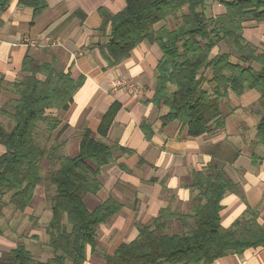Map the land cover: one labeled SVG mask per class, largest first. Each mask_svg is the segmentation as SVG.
<instances>
[{
	"label": "trees",
	"instance_id": "obj_1",
	"mask_svg": "<svg viewBox=\"0 0 264 264\" xmlns=\"http://www.w3.org/2000/svg\"><path fill=\"white\" fill-rule=\"evenodd\" d=\"M12 1L0 0V13ZM47 1L19 0V5L33 9L36 19L47 9ZM222 4L225 12L213 16L208 14L209 0H127L117 14L101 10L102 41L98 46L112 67L145 42L158 45L163 55L152 103L169 109L164 125L178 122L193 138L225 128L221 104L230 93L242 96L256 90L262 108L256 138L264 147V49L244 36L245 23L264 22V0H223ZM169 20L176 22L173 28ZM222 42L231 49L214 54ZM82 83V79L76 82L70 73L59 71L54 63L32 56L25 57L22 75L13 82L0 73V102L12 90V97L0 105V116L13 124L8 130L0 123V146L4 147L0 154V236L7 230L1 223L3 209L25 212L44 182L45 160L51 165L47 182L54 192L47 199L51 212L48 246L53 257L36 262L23 237L3 253L0 264H85L89 252L97 248L99 227L123 209L114 199L94 210L85 203L87 196L102 190L100 172L114 162L115 152L131 153L104 141L120 109L118 104L105 113L97 131L99 139L90 130L82 133L76 158L64 155L65 142L47 148L39 140L43 124L51 136L66 129L47 112L67 111ZM192 188L199 194L191 214L162 210L151 224L138 226L134 241L121 244L113 256L107 255L105 264H213L231 254L264 248V226L257 209L248 207L230 228L222 227L221 202L227 193L236 191V184L219 161L213 160L195 173ZM5 197L9 201L2 204ZM174 221L183 224L182 233H167Z\"/></svg>",
	"mask_w": 264,
	"mask_h": 264
},
{
	"label": "crops",
	"instance_id": "obj_2",
	"mask_svg": "<svg viewBox=\"0 0 264 264\" xmlns=\"http://www.w3.org/2000/svg\"><path fill=\"white\" fill-rule=\"evenodd\" d=\"M222 1L209 0L208 14H223ZM47 2V9L36 19L33 9L21 7L19 0H13L8 10L0 13V73L8 82H13L22 75L25 57L32 56L54 63L59 71L70 73L76 82L83 80L67 111L47 112L60 120L61 128L66 126L60 134L65 142V156L76 158L79 155L84 131L90 130L94 138H100L97 131L101 121L115 104L120 109L104 141L131 151L129 154L115 152L114 162L100 172L102 190L90 199V195L85 198L86 205L89 200V210L108 199L123 205L119 214L99 227L97 248L89 252L85 264H105L107 255L113 256L121 244L134 241L139 234L138 226L151 224L162 210L189 214L199 194L192 188L193 175L205 170L213 160L222 164L227 176L236 184V191L227 193L221 202L222 227L230 228L248 207L257 209L259 222L264 226V147L256 138L262 113L260 94L256 90L242 96L230 93L223 103L230 110L224 115L225 128L198 138L190 137L178 122L164 125L163 118L169 109H159L152 103L157 66L163 55L158 45L145 42L128 59L112 67L98 46L102 41L101 10L117 14L126 7L127 0ZM244 36L248 42L264 49V22L245 23ZM26 37L39 41L50 38L61 45L57 48L20 45ZM230 49L228 43L222 42L214 54L227 53ZM116 80L135 85L139 92L130 94L127 86L112 90ZM42 188H37L34 200L23 215L7 210L9 218L4 222L7 225L18 218L35 219L27 233H16V226L0 236V258L23 237V243H34L30 249L25 246L36 262H46L53 257L47 235L51 212L50 207L46 208L49 203ZM213 264H264V248H251L241 255L231 254Z\"/></svg>",
	"mask_w": 264,
	"mask_h": 264
},
{
	"label": "rangeland",
	"instance_id": "obj_3",
	"mask_svg": "<svg viewBox=\"0 0 264 264\" xmlns=\"http://www.w3.org/2000/svg\"><path fill=\"white\" fill-rule=\"evenodd\" d=\"M176 24V22H174L173 20H169V26L171 27V28H173L174 27V25ZM12 97V90H7V92H5L4 94H3V97H2V99H1V102H0V105H2V104H4L6 101H8L10 98ZM224 101H222V104H221V108H222V112H223V115H226V114H228L229 112H230V110L228 109V107L227 106H225L224 104ZM229 110V111H228ZM0 123H3L5 126H6V128L8 129V130H10L11 128H12V126H13V124L12 123H10L9 121H7L6 119H4L3 117H1L0 116ZM47 128V125L46 124H43V125H41L40 126V133H39V140H40V142L44 145V146H46L47 148H50L51 146H53V144H57V143H62L63 142V140L61 139V136L58 134L59 133V130H57L54 134H52V136L51 135H49V131L46 129ZM4 151V147H2V146H0V154L2 153ZM46 169V170H45ZM51 171V165L49 164V161H48V163L47 162H45L44 161V163L42 164V171H41V173H42V176H43V179H44V182H43V184L42 185H40V186H42L43 188L41 189L42 190V194H46V196H47V199L49 198V195L52 193V190H53V188L51 187V185L49 184V182H47V178L49 177V172ZM54 193V192H53ZM42 196V195H41ZM92 196L90 195L89 197H88V199H90ZM46 199V202L48 203V200ZM9 201V199L7 198V197H5L4 198V202H3V200H2V204H4V203H7ZM88 201V202H87ZM86 202H87V206L90 208V203H89V200H87ZM48 207H49V204H48V206L46 207L47 208V210H48ZM7 210H13L14 211V209L13 208H7V207H5L4 209H3V212H2V217L1 218H3V222H2V224H3V226L7 229V231H9V230H14L15 229V227L17 226V228H16V233H27V232H29L30 231V228H32V224H33V222H34V219L35 218H31V220H30V216H28L29 218L27 219L26 217H24V218H18L15 222H13L11 225H7L6 223H4V222H7L8 221V218H9V216H7L8 214V212H7ZM193 212V208H192V210H191V212L189 213V214H191ZM14 213L15 214H19V215H23L24 214V212L23 213H21V212H15L14 211ZM188 214V213H187ZM44 216V215H43ZM175 223V224H174ZM25 228V229H24ZM23 231H25V232H23ZM184 231V226H183V224L180 222H172L171 224H170V226H169V229H168V231H167V233L168 234H180V233H182ZM16 242L17 243H19L20 242V240L19 239H17L16 240ZM24 244H26V246L29 248L32 244H34V243H25L24 242ZM31 248V247H30ZM29 248V249H30Z\"/></svg>",
	"mask_w": 264,
	"mask_h": 264
},
{
	"label": "built area",
	"instance_id": "obj_4",
	"mask_svg": "<svg viewBox=\"0 0 264 264\" xmlns=\"http://www.w3.org/2000/svg\"><path fill=\"white\" fill-rule=\"evenodd\" d=\"M20 45H25L28 47H45V48H57L60 47V42L56 40H52L50 38H45L42 41H39L37 39H31V38H23L20 41ZM127 86V91L130 94H136L139 92V88L135 85H127L123 80H116L112 85V90L119 89L121 87Z\"/></svg>",
	"mask_w": 264,
	"mask_h": 264
}]
</instances>
